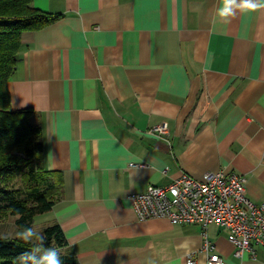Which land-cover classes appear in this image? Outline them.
I'll return each mask as SVG.
<instances>
[{"label": "crops", "instance_id": "obj_1", "mask_svg": "<svg viewBox=\"0 0 264 264\" xmlns=\"http://www.w3.org/2000/svg\"><path fill=\"white\" fill-rule=\"evenodd\" d=\"M32 0L62 15L24 33L9 82L14 110L43 127V166L62 182L50 213L67 246L62 264H187L198 225L140 220L130 199L183 172H236L264 204V6L232 0ZM264 5V0H250ZM166 123L168 132L152 128ZM226 264L240 261L227 231L208 228Z\"/></svg>", "mask_w": 264, "mask_h": 264}, {"label": "trees", "instance_id": "obj_2", "mask_svg": "<svg viewBox=\"0 0 264 264\" xmlns=\"http://www.w3.org/2000/svg\"><path fill=\"white\" fill-rule=\"evenodd\" d=\"M61 16L41 11L32 0H0V201L4 202L0 208L17 218L18 227L33 228L38 216L53 210L62 182L43 166V127L32 121L34 111L12 108L9 82L21 59L24 33L44 29ZM17 176L22 178L26 192L6 188ZM21 193L25 195L20 197ZM42 234L45 246L58 250L67 246L59 224L44 228ZM30 246L17 238L0 237V264H18L16 258Z\"/></svg>", "mask_w": 264, "mask_h": 264}, {"label": "built area", "instance_id": "obj_3", "mask_svg": "<svg viewBox=\"0 0 264 264\" xmlns=\"http://www.w3.org/2000/svg\"><path fill=\"white\" fill-rule=\"evenodd\" d=\"M150 132L163 136L168 126L163 123ZM246 184L247 177L236 172H205L199 178L183 172L169 186L151 185L145 193L130 199L142 221L162 218L175 224L200 226L203 244L199 251L205 254L206 264H226L209 239L211 224L227 231L240 261L247 254L255 258L254 245L264 247V204L248 198ZM195 256L196 253L189 254L187 264H198Z\"/></svg>", "mask_w": 264, "mask_h": 264}, {"label": "clouds", "instance_id": "obj_4", "mask_svg": "<svg viewBox=\"0 0 264 264\" xmlns=\"http://www.w3.org/2000/svg\"><path fill=\"white\" fill-rule=\"evenodd\" d=\"M259 6L264 5L252 3L250 0H244L240 5L242 9H255ZM218 15L227 23V18L233 15L232 0H226ZM15 236L18 240L31 245L16 258L18 264H62L59 250L45 246V236L35 231L32 227L21 225Z\"/></svg>", "mask_w": 264, "mask_h": 264}, {"label": "rangeland", "instance_id": "obj_5", "mask_svg": "<svg viewBox=\"0 0 264 264\" xmlns=\"http://www.w3.org/2000/svg\"><path fill=\"white\" fill-rule=\"evenodd\" d=\"M36 116V115H35ZM35 116L32 117V121H35ZM25 185L20 176H17L14 180L7 182L6 188L10 191H23L25 190ZM25 194L21 193L19 196L23 197ZM2 200V199H1ZM4 202L0 201V205H3ZM17 218L12 216L9 211H5L0 208V237L7 239H15V233L19 229L16 225ZM54 225L50 217V213L40 215L36 218L33 229L42 234L44 228Z\"/></svg>", "mask_w": 264, "mask_h": 264}]
</instances>
